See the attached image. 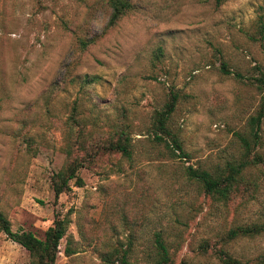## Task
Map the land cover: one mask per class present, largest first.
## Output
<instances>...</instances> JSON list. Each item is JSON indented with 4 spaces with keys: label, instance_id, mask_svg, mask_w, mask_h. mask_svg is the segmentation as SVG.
<instances>
[{
    "label": "rangeland",
    "instance_id": "374dc122",
    "mask_svg": "<svg viewBox=\"0 0 264 264\" xmlns=\"http://www.w3.org/2000/svg\"><path fill=\"white\" fill-rule=\"evenodd\" d=\"M130 2L108 27L105 0H0V211L12 231L38 238L56 214L68 220L55 264H105L114 248H130L132 264H154L156 233L164 264H225L219 250L264 264V231L227 238L264 224V163L245 165L227 199L186 174L192 166L226 175L264 157V118L250 155L236 136L248 135L264 94L253 81L264 70V0ZM85 75L94 81L82 85ZM170 90L178 100L169 126L186 156L170 157L151 140ZM74 106L93 141L127 125L132 156L99 152L78 172L83 186L55 197L51 177L67 160ZM29 261L0 232V264Z\"/></svg>",
    "mask_w": 264,
    "mask_h": 264
},
{
    "label": "trees",
    "instance_id": "16d2710c",
    "mask_svg": "<svg viewBox=\"0 0 264 264\" xmlns=\"http://www.w3.org/2000/svg\"><path fill=\"white\" fill-rule=\"evenodd\" d=\"M83 1V0H79ZM109 9L110 16L107 22L108 27L116 25V23L125 16L132 8L130 0H105ZM225 0H215L216 5H220ZM262 23H259V32H261ZM87 41L81 40L80 47L84 49ZM220 69L226 73H231L226 68L225 63H221ZM259 76L254 77L256 87L264 92V70L259 69ZM94 77L85 75L81 82L82 85H88L94 81ZM178 100V93L174 90L169 91V98L160 110H156L153 114V123L151 127L152 141L162 145L164 152L170 157L186 156L181 141L171 131L169 120L175 111ZM264 118V94L261 98L260 105L255 115L249 118V132L247 136L237 133L236 136L241 142L244 155L248 156L256 148L259 142L260 124ZM84 121L78 118L76 106L72 108V112L68 117V139L63 148L66 155V163L63 167L55 172L51 177V187L54 196L58 197L63 192L70 191L73 186H83V180L78 172L81 168L89 166L94 162L96 156L101 151H109L119 153L128 160L132 156V144L127 125L118 127L115 132L110 134L105 140H92V135L86 133ZM264 163V157L254 154L246 160L241 161L237 166L230 165L229 172L226 175H214L199 167H186V174L189 179L196 181L205 193L208 195H217L221 199H227L230 194L237 188L241 177L239 173L245 165H257ZM68 220L55 215L53 223L49 226L43 238H38L32 232L12 231L11 225L7 217L0 211V232L13 242L23 247L29 254V264H55L59 253V245L61 239L66 232ZM264 231V224H252L247 226H239L232 229L227 234L228 239L235 238L240 235H256ZM157 259L154 264H164L169 260L168 252L160 233L155 235ZM130 248L118 249L107 252L103 256L105 264H132L128 260ZM66 255L73 253L72 249L65 250ZM218 256L225 264H241V262L225 251L219 250Z\"/></svg>",
    "mask_w": 264,
    "mask_h": 264
}]
</instances>
